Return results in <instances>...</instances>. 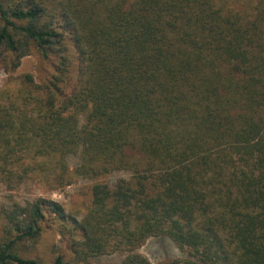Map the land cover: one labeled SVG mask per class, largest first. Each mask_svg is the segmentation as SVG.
Segmentation results:
<instances>
[{"label": "trees", "instance_id": "obj_1", "mask_svg": "<svg viewBox=\"0 0 264 264\" xmlns=\"http://www.w3.org/2000/svg\"><path fill=\"white\" fill-rule=\"evenodd\" d=\"M246 5L0 0V181H91L75 209L2 204L0 264H264V0ZM31 54L39 79L16 74ZM152 236L183 255L153 262Z\"/></svg>", "mask_w": 264, "mask_h": 264}, {"label": "rangeland", "instance_id": "obj_2", "mask_svg": "<svg viewBox=\"0 0 264 264\" xmlns=\"http://www.w3.org/2000/svg\"><path fill=\"white\" fill-rule=\"evenodd\" d=\"M238 10L249 12L250 9L246 5V0H227ZM246 12V13H247ZM40 60L37 55H27L22 59L16 74L22 72H30L36 79H39ZM4 74L0 73V83L4 79ZM70 166H75L78 161L77 155H70L68 157ZM131 172L128 170H116L110 176L109 180L112 182L119 177H130ZM91 181L84 178H78L70 185L63 188H43L38 180H29L21 185H15V188H8L7 185L0 181V206L2 204H10L13 200L25 201L26 199H33L37 196H45L57 200L65 205L70 210L77 208L85 199L84 192L87 190ZM53 186V184H51ZM2 223L0 218V224ZM59 234L56 229L48 231L40 243L37 244L35 252L43 253L51 250L53 243L59 241ZM139 251L150 258L153 262L161 260H170L183 255V252L176 246V244L166 236H152L149 237ZM33 252V253H35ZM120 261L119 254L104 255L96 258V262L101 264H116Z\"/></svg>", "mask_w": 264, "mask_h": 264}]
</instances>
